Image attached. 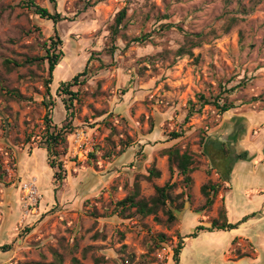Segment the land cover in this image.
I'll list each match as a JSON object with an SVG mask.
<instances>
[{"label": "rangeland", "instance_id": "obj_1", "mask_svg": "<svg viewBox=\"0 0 264 264\" xmlns=\"http://www.w3.org/2000/svg\"><path fill=\"white\" fill-rule=\"evenodd\" d=\"M23 1L0 0V264H175L181 237L189 249L179 264H229L221 255L228 248L213 247L224 231L202 242L195 238L210 232L200 230L186 241L183 232L195 226H183L184 212L205 203L204 183L223 186L228 156L264 153V0H56L57 23ZM34 1L55 10L50 0ZM186 32L205 36L193 55L179 56ZM57 36L64 76L54 71L49 92L48 61L40 56ZM86 67L71 114L58 87ZM201 94L234 107L205 104L186 119L191 101L200 108ZM51 98L53 121L72 123L67 153L58 158L62 180L38 144ZM173 146L193 155L192 185L169 167L163 150ZM152 167L159 177H147ZM167 182L183 196L165 210L185 204L173 221L164 208L158 219L115 209L137 183L141 196H150ZM214 202L222 209L220 193ZM201 214L199 224L208 227L219 217L213 205Z\"/></svg>", "mask_w": 264, "mask_h": 264}, {"label": "trees", "instance_id": "obj_2", "mask_svg": "<svg viewBox=\"0 0 264 264\" xmlns=\"http://www.w3.org/2000/svg\"><path fill=\"white\" fill-rule=\"evenodd\" d=\"M55 8L54 11H51L48 7L42 6L35 2L34 0H25L23 1L24 4H26L29 7H32L34 12L38 14L41 18L52 20L53 22L57 23L61 21L62 14L61 12L56 10L57 7V1L56 0H50ZM126 14V10H121L117 17H116V24L113 27V29L117 28L120 23H122L124 17ZM230 28V25L227 29ZM117 31V29L115 30ZM185 41L184 43L176 50V54L179 56L183 55H193V49L196 47H199L202 44V41L204 39L205 33L203 32H186L185 33ZM146 36L143 35V38L136 37L134 40H142ZM62 45V39L60 37H51L48 41L44 42V51L45 54L43 56H40V59H44L48 61V70H49V78L46 80V86L47 91L50 92L51 84L53 82V74L56 70V67L61 62L64 52L61 48ZM37 58H28L26 61L32 62L35 61ZM12 59H6L5 65L7 67L10 66L12 63ZM16 65H19L17 61L14 60ZM89 72L88 67H86L83 71L77 73L71 80H65L60 82V86L58 87V92L63 95V102L68 111L71 110V114L73 113L72 107L74 106L73 101L75 98L78 97V90H74V86L80 85L83 83V80L81 78L83 76H86ZM221 96H212V97H206L204 94H201L199 96V104L200 108H197V104L194 102H190V109L187 113L186 119H189L191 116L195 114V112H200L201 108L205 104H212L216 106L221 112H227L230 109L234 107V104L232 102H221L220 101ZM54 99H50L49 102H46V105L48 106V111L45 116V132L42 134L40 140H39V147L45 148L48 153V159H49V166L50 168L54 169V177L55 179L62 180L64 176L62 175V171H65L62 162L58 161V158L67 153L68 148V130L72 127L71 121H68L65 125L59 126L53 121L52 118V107L49 105H54ZM174 137L180 136L178 132L173 133ZM31 134L28 135L27 139L28 141L31 140ZM215 140V139H213ZM217 144L220 146L224 145V142L220 139L216 140ZM164 154L168 155L169 159V167L171 171L174 170L176 167L178 171L183 174L184 176V182L187 185H192L193 178L191 176V173L194 172L196 169L194 163L195 160L193 158V155L188 151H181V149L177 146L165 148L163 150ZM91 155L96 156L95 152H92ZM110 155V154H109ZM4 172H6L4 170ZM161 175L160 170H158L155 167H152L150 170V175L147 176L148 178H151L152 176L159 177ZM176 183H170L167 182L163 186H156L154 194L150 196H141L140 193V187L139 184H136L135 189L127 194V196L116 203V210L119 211V213L123 217H128L130 215V212L133 208L134 211L138 214H140L142 217H147L149 215H155L156 219L159 217L157 216L159 211L164 208L168 202L171 204L178 200L183 196V192L174 195L173 190L176 188ZM221 184L213 182L209 180L208 182L204 183L201 186V193L205 197V203L200 206L199 210H208L212 207L215 198L220 191ZM174 205V204H172ZM184 202H179L175 209L169 208L166 211V214L168 215L169 221H173L176 218L175 212L176 209H181L184 206ZM129 212V213H128ZM219 217L212 219L211 225L204 226L202 224H199L196 226V229L194 232L189 234L188 236L196 237L200 230H207V231H214V230H226V229H232L236 228L239 223H230L226 219V215L224 212V209L219 210ZM246 219V218H245ZM243 219V220H245ZM161 235V238H166L165 234H159ZM184 247V237H181L177 247L174 250V261L175 264H179L180 262V253L181 249ZM9 248V245L1 246V249L7 250Z\"/></svg>", "mask_w": 264, "mask_h": 264}, {"label": "crops", "instance_id": "obj_3", "mask_svg": "<svg viewBox=\"0 0 264 264\" xmlns=\"http://www.w3.org/2000/svg\"><path fill=\"white\" fill-rule=\"evenodd\" d=\"M262 157H264V153L256 155L249 149L240 154L233 153L228 156L229 164L227 163L226 168L222 170L224 184L221 191L218 192L220 193L221 208L224 209L228 222L239 224L236 228L220 230L224 231L222 232L224 235L220 237L222 243L215 242L213 247L225 246L228 248V251L221 255L229 264H264V161H262ZM252 161L258 162L252 163ZM216 172H219V169ZM216 174L219 175V173ZM217 202L213 203L216 217L219 215L217 212L220 207L217 206ZM189 210L190 208H187L184 212L187 221L183 226L192 224L191 226H195L192 227L195 230L196 226L202 223L200 216L205 210ZM192 231L183 232L186 234V241L192 237L188 236ZM214 231H209L210 234L205 235H217L216 231L219 230ZM188 244L181 249L180 260L183 250L189 249ZM250 245L252 249L249 248Z\"/></svg>", "mask_w": 264, "mask_h": 264}, {"label": "bare ground", "instance_id": "obj_4", "mask_svg": "<svg viewBox=\"0 0 264 264\" xmlns=\"http://www.w3.org/2000/svg\"><path fill=\"white\" fill-rule=\"evenodd\" d=\"M58 70V71H57ZM61 70H62V68L60 67V66H58L57 68H56V70H55V72H57V75H55V77L56 76H58V78L59 79H61L62 78V76H64V74H62L61 73ZM58 79V80H59ZM209 237H212V238H217V235H214V234H212V235H204V236H202V237H197V239H199L200 241H205L207 238L209 239ZM196 239V240H197ZM198 242V241H197Z\"/></svg>", "mask_w": 264, "mask_h": 264}, {"label": "built area", "instance_id": "obj_5", "mask_svg": "<svg viewBox=\"0 0 264 264\" xmlns=\"http://www.w3.org/2000/svg\"><path fill=\"white\" fill-rule=\"evenodd\" d=\"M35 184L33 183V182H29V183H26L25 184V188H26V190H28V192L29 193H31V194H34V192H35Z\"/></svg>", "mask_w": 264, "mask_h": 264}]
</instances>
